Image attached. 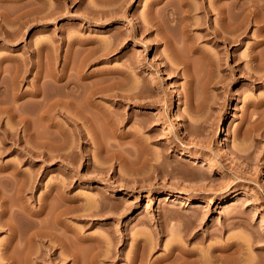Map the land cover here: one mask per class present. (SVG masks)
<instances>
[{"label": "rangeland", "instance_id": "374dc122", "mask_svg": "<svg viewBox=\"0 0 264 264\" xmlns=\"http://www.w3.org/2000/svg\"><path fill=\"white\" fill-rule=\"evenodd\" d=\"M152 1L0 0V135L15 132L23 139L1 143L0 136V146H10L0 150V174L17 169L23 177L18 179L26 181L46 172L39 176L34 197L25 195L33 207L48 185L69 181L71 205L85 207L73 209L66 218V234L85 238L79 247L72 241L79 248L76 264H91L96 257L92 264H264V68L253 66L250 58L255 49L264 52V45L257 44L264 30L247 20L242 41L225 48L205 34L201 9H192L186 20L197 18L200 24L181 28L184 21L178 13L182 21L166 31L167 37L178 38L176 50L149 22L153 14L164 22L167 0ZM238 1L229 4L234 10L229 6L230 14L247 11L246 0ZM189 3L193 7L199 0ZM205 3L213 7L211 24L218 26V1ZM150 7L151 15H146ZM260 15L264 17L262 11ZM140 23L149 28L141 31ZM204 54L220 59L213 70ZM249 71L262 78L250 77ZM73 80L82 110L92 115L85 120L78 112L79 128L96 138L78 140L73 135L75 128L63 115L75 110H51L42 102L50 92L59 93L61 84L73 86ZM32 90L37 92L33 97ZM128 94L133 96H122ZM195 95L201 105L190 106L187 98ZM90 103L96 105L92 110ZM8 105H16L17 115ZM41 109L44 114L53 111L51 119L40 117ZM20 113L26 114L24 120ZM57 132L64 133L62 139L70 138L64 149L56 148L62 140ZM43 136L50 141L53 137L51 143L57 146L48 153L56 157L47 162L33 155L30 159L24 148L38 149L37 138ZM48 205L51 212L55 204ZM19 215L13 239L7 225L0 227V264H8L10 253L15 264H72L70 255L56 260L46 252L47 243L57 255L63 252L59 240L48 236L32 241L35 252L27 257L26 234L36 227Z\"/></svg>", "mask_w": 264, "mask_h": 264}, {"label": "bare ground", "instance_id": "6f19581e", "mask_svg": "<svg viewBox=\"0 0 264 264\" xmlns=\"http://www.w3.org/2000/svg\"><path fill=\"white\" fill-rule=\"evenodd\" d=\"M158 1H160V0H153L152 1V4L154 5L155 3L157 4V2ZM166 1V0H165ZM216 1H218V3H217V8H216V12H217V14H218V17H219V20H220V22H219V24H217L218 26H216V25H212L211 24V22H210V18H211V14H212V12H211V10L213 9V7H212V9L210 8V7H208V6H205V0H199V3H197V5H192L193 7H191V3H189V0H167V2L165 3V15H164V22H163V20L161 19V20H159L158 19V17H156V15L155 14H153L152 15V18H151V20L149 21L150 22V24L151 25H154L155 24V26L156 27H159V29H161V31L159 30V33H160V37L164 40V42H168L167 44H169V46H172L173 44H174V42L176 43H178V38H177V41H176V39H174V38H176V37H167L168 36V33L166 32V31H168L167 29H169L170 27L171 28H173V27H175V24L177 25L178 23H176V20H178L179 21V19L181 18L184 22H183V27H181V25H180V27L181 28H186L187 26H189V25H191V23L193 24H197L198 23V21H199V19H200V21L199 22H201V23H203V25H204V29L206 30L205 32V34H211L212 35V37H213V39L215 40V42L214 43H216V44H222L223 45V47H225V48H227V47H229V46H232V45H234V43L235 44H237V43H240L241 41H242V34L243 33H245V29L247 28V27H245L246 26V23H248V22H246L247 20H250L251 19V21L252 20H254V21H252L253 23L255 22V23H257V24H259L257 27V29H260V31L261 30H264V17H261V15H260V13H261V11H262V13H264V0H246L245 2H247L246 4H245V2L243 3V5L245 4V6H247L246 7V9H247V11L244 13V14H242L241 13V10L242 9H240L241 7H242V5H241V7L239 6V9H240V12L238 11L236 14H230V11H229V9H230V7H231V11L233 10L232 9V7L233 6H231V5H229V4H232L233 3V5H234V3L235 2H238L239 3V1L238 0H216ZM164 2V1H163ZM198 2V1H197ZM228 2H230V3H228ZM190 4V5H189ZM196 4V3H195ZM236 4V3H235ZM242 4V3H241ZM183 5H185V7L188 5V7H187V9L185 8V7H183ZM252 5V7H250ZM149 6H151V4L149 5ZM230 6V7H229ZM236 7H238V6H236ZM244 7V6H243ZM151 8L152 7H150L149 9H148V11H147V14L146 15H148L150 12H151ZM192 9H194V10H197V9H201V12H203V15L201 16V17H203V18H199V19H197V18H194V20H192V22L190 21V20H186V19H188L187 17L191 14V12H192ZM237 9V8H236ZM235 9V10H236ZM245 10V9H244ZM154 11V10H153ZM191 11V12H190ZM234 11V10H233ZM237 11V10H236ZM243 11V10H242ZM155 12V11H154ZM153 12V13H154ZM200 12V13H201ZM244 12V11H243ZM158 13V12H157ZM178 13H179V15H181V17L179 18V16H177L178 15ZM149 15H151V14H149ZM176 15V16H175ZM192 16V15H191ZM262 16H264V15H262ZM149 17V16H148ZM159 17H160V15H159ZM163 18V17H162ZM149 19H150V17H149ZM180 19V21H182ZM191 19V18H190ZM143 20H146L145 18L143 19ZM142 20V21H143ZM147 21V20H146ZM144 22V21H143ZM173 22H175V23H173ZM246 22V23H245ZM148 23V22H147ZM165 23V24H164ZM245 23V24H244ZM140 24H142V23H140ZM181 24V23H180ZM198 24H200V23H198ZM248 24H250V22L248 23ZM247 24V25H248ZM242 25L245 27H243L242 28ZM164 26H169L168 28H164ZM179 26V25H178ZM135 27V26H134ZM149 27L148 26H146V24L144 25V24H142L141 26H140V29H141V31L142 30H147ZM188 28V27H187ZM158 29V28H157ZM170 31H171V29H170ZM169 31V32H170ZM134 32H135V30H134ZM177 32V31H176ZM247 32V31H246ZM167 33V34H166ZM183 33V32H182ZM170 34V33H169ZM177 34V33H176ZM180 35H182V34H180ZM262 35H264V32H262ZM170 36V35H169ZM176 36V35H175ZM186 37H187V35H185ZM190 37V36H189ZM188 38V37H187ZM162 39H160V40H162ZM182 39V38H181ZM189 39V38H188ZM175 40V41H174ZM183 41V40H182ZM170 42V43H169ZM171 44V45H170ZM257 44L258 45H264V38H262L261 40H259L258 42H257ZM177 45V44H176ZM191 45V44H190ZM174 46V45H173ZM192 46V45H191ZM191 46H190V48H191ZM178 47V46H177ZM255 47V46H254ZM167 48V47H166ZM174 48L176 49V47L174 46ZM194 48H197V46L195 47L194 46ZM193 48V49H194ZM192 49V50H193ZM258 49H259V47H258ZM170 50V49H169ZM176 50H178V49H176ZM194 50H196V49H194ZM197 50H198V48H197ZM262 51H264V48H262ZM171 52V51H170ZM185 53H187L186 51H184ZM201 52V51H200ZM260 51H257L256 49L252 52V54H251V56H250V58H251V62L252 63H254V65L253 66H255V67H257V68H259L260 67V69L261 68H264V52H262V54L260 55V53H259ZM174 53V52H173ZM180 53V52H179ZM195 53V52H194ZM171 54V53H170ZM177 54V53H176ZM173 55H175V54H173ZM180 55V54H179ZM167 56H170V55H167ZM182 56H184V55H182ZM188 56V55H187ZM171 58H172V55L170 56ZM179 57V56H178ZM181 57V56H180ZM207 58L208 59V61L209 62H211V63H209V64H212V70H213V64L215 65V66H217L218 64V60H220V59H218V57H211L209 54H204L203 55V58ZM169 59V58H168ZM176 59V58H175ZM180 59V58H179ZM182 59V58H181ZM86 60V59H85ZM171 60V59H170ZM184 60V59H183ZM206 60V59H205ZM172 61V60H171ZM175 61H177V60H175ZM184 62V61H183ZM187 62V61H186ZM187 64V63H186ZM234 67H236L238 70H240V71H242L243 72V69L240 67V64L239 63H236L235 64V66ZM65 69V68H64ZM255 69V68H254ZM185 70H186V68H185ZM185 70H184V72H185ZM80 71V70H79ZM255 71H257V70H255ZM124 72V71H123ZM125 72H127V71H125ZM210 72H211V70H210ZM213 72V71H212ZM77 73H80V72H77ZM188 73V72H187ZM250 77H254V78H262V75H264V74H262V75H258L257 76V74H255L254 73V71L253 72H246ZM259 73V72H258ZM56 74V73H55ZM82 74H84V73H82ZM189 74V73H188ZM211 75H212V73H210ZM71 75V74H70ZM90 75V74H89ZM190 75V74H189ZM69 76V75H68ZM85 76V75H84ZM213 76L217 79L218 78V75L216 76L215 74H213ZM58 77V76H57ZM82 77V76H81ZM88 77V76H87ZM86 77V78H87ZM127 77V76H126ZM187 77H188V75H187ZM209 77V76H208ZM215 78H214V80H215ZM219 78H220V76H219ZM53 79H56V77L55 78H53ZM65 80H66V78H64ZM68 79V78H67ZM77 79V78H76ZM84 79V78H83ZM58 80V79H57ZM212 80V79H211ZM220 80H221V78H220ZM219 80V81H220ZM74 81V80H73ZM70 82V83H72L73 84V86L71 85H69V81L67 82L68 83V85L69 86H67V84L66 85H62V87H64V89L62 88L61 89V85L59 86L60 87V92L59 93H57V92H55V91H53V93L52 92H50L51 94H47V95H45V97L42 95V93L43 92H41V95L43 96V100H42V102H44L43 104L45 105V106H48V108H50L51 107V110H52V108H56L57 110L56 111H60V109H59V107L60 108H66V107H69V108H72L73 110H75L74 112H70V113H72V114H66V113H69V112H64L63 114V116H65V118L67 119V121H69L73 126H74V128H75V130H73L74 132H73V135L76 137L77 136V139L78 138H80V139H85V138H87L88 140H90V139H93L92 138V136H95V134L93 135V134H90L89 133V131H88V134L87 133H85V131H83V129H81V127L79 128V123H78V120H76L77 119V117L78 116H76L77 115V113L79 112L80 113V115L82 116V118H84L85 120H89V116H92V115H89L88 116V114L87 113H89V112H87L88 110H82V108H81V106L83 105H81V104H79V101L77 100V94L75 93V92H77L76 90H75V86H74V84H76V82L74 81V82ZM79 81V80H78ZM216 81H218V80H216ZM57 82V81H56ZM66 82V81H65ZM64 83V82H63ZM42 84V83H41ZM41 84H40V87H41ZM79 84V83H78ZM55 85V84H54ZM79 85H81V84H79ZM96 85V84H95ZM94 85V86H95ZM37 86V85H36ZM58 86V85H57ZM56 86V87H57ZM78 86V85H77ZM55 87V86H54ZM53 87V88H54ZM96 87V86H95ZM36 88V87H35ZM52 89V88H51ZM78 89V88H77ZM93 89H95V88H93ZM98 89H99V87H98ZM35 90V89H34ZM34 90H32L31 92V95L36 91H34ZM57 90V89H56ZM91 90V89H90ZM100 90V89H99ZM99 90H98V92H96V93H99ZM34 91V92H33ZM37 91H40V89H38ZM94 91V90H93ZM96 91V90H95ZM100 91H103L102 89L100 90ZM190 91V90H189ZM39 93V92H38ZM92 93V92H91ZM94 93V92H93ZM188 93V92H187ZM190 93H191V91H190ZM201 93V92H200ZM34 94H37V92H35ZM40 94V93H39ZM88 94H90V93H88ZM91 95H93V94H91ZM189 95V94H188ZM37 96H40V95H37ZM88 96V95H87ZM123 97H127V98H129V97H131V96H133V95H122ZM197 95H195V99H194V97L192 96V99H191V96L190 97H188L187 98V102H189L190 103V106H192V105H201L200 104V99L201 98H199L198 99V97H196ZM32 97H33V95H32ZM202 97V96H201ZM80 99V98H79ZM37 101V100H36ZM39 101H41V100H39ZM192 101H198V102H192ZM38 102V101H37ZM205 102V101H204ZM82 103V102H81ZM97 103V102H96ZM95 103V104H96ZM195 103V104H194ZM201 103H202V101H201ZM39 104V103H38ZM43 104H42V106H43ZM90 104H92V105H88L89 107H90V109H91V107L93 106V107H95L96 105H94L93 103H90ZM98 104V103H97ZM40 105V104H39ZM61 105H63L64 107H62ZM85 105V104H84ZM9 106V105H8ZM12 106V105H11ZM9 106V108H11V113L13 114V116H14V114L16 113V115H17V111L15 110L16 109V105L14 106ZM50 106V107H49ZM87 106V107H88ZM1 107V106H0ZM20 107V106H19ZM18 107V108H19ZM44 107V106H43ZM86 107V105H85V107L84 108H87ZM98 107V106H97ZM100 107V106H99ZM196 106H194V108H195ZM5 108V107H4ZM41 108V107H40ZM46 108V110H48L47 109V107H45ZM193 108V107H192ZM198 108V107H197ZM2 109V108H1ZM0 109V112L2 113V111L3 110H1ZM6 110H7V108H5ZM22 108H20L19 110H21ZM67 109V108H66ZM66 109H64V110H66ZM88 109V108H87ZM16 112H15V111ZM25 110V109H24ZM33 110H34V108H33ZM45 110V109H44ZM43 110V112H42V109L40 110L41 111V114H42V116H40V114H38L40 117H43V115H45L44 116V118L46 117V116H50V119H51V115H48L50 112H53V111H50L49 110V112H48V114L46 113V114H44L45 112H46V110L44 111ZM92 110V109H91ZM100 110V109H99ZM68 111V110H67ZM72 111V110H71ZM104 111V110H103ZM4 112V111H3ZM30 112H31V110H30ZM87 112V113H86ZM8 113H9V111H8ZM10 113V114H11ZM26 113H29V112H26ZM55 113V112H54ZM53 113V114H54ZM57 113H59V112H57ZM100 113V112H99ZM102 113V112H101ZM21 114V113H20ZM33 115H34V113H32ZM31 113H30V115H32ZM51 114V113H50ZM52 114V115H53ZM105 114V113H104ZM103 114V115H104ZM3 115V114H2ZM7 115V114H6ZM22 115V114H21ZM20 115V116H21ZM23 115H26V114H23ZM22 115V116H23ZM36 115V114H35ZM79 115V114H78ZM102 115V114H101ZM110 115V114H109ZM13 116H11L10 118L11 119H13L14 117ZM19 116V117H20ZM21 116V117H22ZM54 116H55V114H54ZM53 116V117H54ZM74 116H76V118H74ZM81 116H80V118H81ZM18 117V116H17ZM104 117H107L106 115H104ZM27 118V117H26ZM43 118V119H44ZM47 118V117H46ZM45 118V120H47ZM49 118V117H48ZM80 118H78V119H80ZM93 118V117H92ZM108 118V117H107ZM14 119H16V118H14ZM25 119V117L23 116L22 117V120H24ZM106 119V118H105ZM31 120V119H30ZM81 120V119H80ZM79 120V121H80ZM92 120V119H91ZM12 121V120H11ZM19 121V120H18ZM25 121H28L27 119L25 120ZM48 121H49V119H48ZM53 120H51V122H52ZM109 121V120H108ZM110 121H112V120H110ZM17 122V121H16ZM22 122V121H21ZM46 122V121H45ZM86 122V121H85ZM15 123V122H14ZM19 123V122H18ZM26 124H27V122H25ZM84 123V122H83ZM91 123V122H90ZM114 123V122H113ZM113 123H112V125H113ZM26 124H24V127H25V125ZM46 124V123H45ZM50 125H53V126H55L56 124H51V123H49ZM60 124V123H59ZM84 125V124H83ZM111 125V126H112ZM13 126V125H12ZM52 126V127H53ZM57 126V125H56ZM2 127V126H1ZM23 127V128H24ZM28 127V126H27ZM47 127H49L48 125H47ZM62 127V126H61ZM88 127V126H87ZM4 128H5V126H4ZM3 128V129H4ZM8 128V127H7ZM10 128V127H9ZM31 128V127H30ZM56 128V127H55ZM111 128V127H110ZM12 129V128H11ZM57 129V128H56ZM55 129V130H56ZM7 130V129H6ZM27 130H28V128H27ZM32 130V129H31ZM54 130V129H53ZM57 130H59V127H58V129ZM61 130H63V129H60V131ZM94 130V129H93ZM22 131V130H21ZM25 131V130H24ZM3 132V131H2ZM23 132V131H22ZM29 132H30V130H29ZM64 132V131H63ZM62 132V133H63ZM15 133V132H14ZM14 133H8L7 131H4L3 132V134H1V135H3V137H2V139H1V143L2 142H4V140H6V139H14V142H15V144L16 143H18V142H20L21 141V138H22V136L20 137V136H18V137H16L15 135L16 134H14ZM19 133V132H18ZM24 133V132H23ZM31 133V132H30ZM58 133V132H57ZM65 134H66V132H64ZM64 133L63 134H61V133H58V134H60L59 136H61V138L58 136V138H60V139H62V136H64ZM92 133H95V130H94V132H92ZM22 134V133H21ZM49 134V132L47 133V135ZM50 134H52V133H50ZM69 134V133H68ZM98 134V133H97ZM0 135V136H1ZM14 135V136H13ZM25 135V134H24ZM27 135V134H26ZM33 135H34V133H33ZM71 135H72V133H71ZM89 135V136H88ZM29 136V135H28ZM27 136V137H28ZM50 136V135H49ZM48 136V137H49ZM66 136V135H65ZM73 136V137H74ZM25 137V136H24ZM36 137V136H35ZM39 137V136H38ZM41 137V136H40ZM48 137H44L43 136V138L42 139H39V138H37V144H35V145H38V149H35L34 147H32V148H34V151L32 150V148L30 149V147H28L27 145V147H25L24 149H26V151L25 152H27L28 154H30V156L31 157H29L30 159H32V157L34 156V158L35 157H40L41 158V160L42 161H44V162H47V161H51L52 159H53V156H55V155H53L52 154V152H50V153H48L49 151H50V149L52 148V149H54L57 145V147L56 148H60L62 145H66V143L65 142H67L68 140H70V138L68 139V140H66L65 139V137H63V139L60 141L61 143H60V145H59V143L55 146V147H53L54 145L51 143V141H53L52 140V138H51V141H50V139L48 138ZM67 137V136H66ZM73 137H71V139H73ZM95 138H96V136H95ZM9 139V140H10ZM25 140V139H24ZM59 140V139H58ZM74 140V139H73ZM75 140H76V138H75ZM79 140V139H78ZM86 140V139H85ZM13 141V140H12ZM11 141V144L12 145H14V142H12ZM22 141H23V139H22ZM22 141H21V143H22ZM34 141V140H33ZM94 141H95V139H94ZM5 142H7V140L5 141ZM4 142V143H5ZM29 142V141H28ZM31 142V141H30ZM3 143V144H4ZM25 143V142H24ZM33 143V142H32ZM99 143V142H98ZM97 143V144H98ZM30 143H28V145H29ZM67 144H68V142H67ZM11 145V146H12ZM23 145V144H22ZM70 145V144H69ZM72 145V144H71ZM100 145V144H99ZM98 145V146H99ZM74 146V145H73ZM4 147L7 149V148H9L10 146L8 145V147H7V145L5 144V145H1L0 146V150H2V153H3V150H4ZM21 147V146H20ZM23 147V146H22ZM70 147H72V146H70ZM97 147V146H96ZM55 148V149H56ZM62 148V147H61ZM65 148V146L62 148V149H64ZM69 148V147H68ZM5 149V150H6ZM10 149V148H9ZM8 149V150H9ZM15 149V148H14ZM23 149V148H22ZM51 149V150H52ZM67 149V148H66ZM13 150V149H12ZM11 150V151H12ZM35 150H37V151H35ZM58 150V149H57ZM60 151V150H59ZM63 151V150H62ZM61 151V152H62ZM70 151V150H69ZM84 153L85 152H87V149H84L83 148V150H82ZM1 152V151H0ZM54 152V151H53ZM57 152V151H56ZM71 152V151H70ZM65 153V152H64ZM73 153H74V151H73ZM25 154V153H24ZM27 154V155H28ZM77 154V153H76ZM22 155V154H21ZM26 155V154H25ZM33 155V156H32ZM66 155V154H65ZM71 155V154H70ZM68 156V155H67ZM67 156L65 157V158H67ZM72 156V155H71ZM74 156V155H73ZM56 157V156H55ZM54 157V158H55ZM28 157H27V159H29ZM58 158V157H57ZM64 158V157H63ZM69 158V157H68ZM71 158V157H70ZM73 158V157H72ZM24 159V158H23ZM64 160V159H63ZM69 161V160H68ZM31 162V161H30ZM68 164L69 163H71V161L70 162H67ZM15 166V165H14ZM64 167H67V164H66V162L64 163ZM208 167H212V164L210 163V164H208ZM0 168H1V166H0ZM12 169V168H11ZM37 170V169H36ZM0 172H1V170H0ZM11 172V171H10ZM13 173L12 174H4V175H2V174H0V227L1 226H5V225H7V227H9V229H10V237L13 239L14 237H16L15 235L17 234L16 233V224H18V223H14V221H15V219L14 218H16L15 216L18 214H20L21 216H23V218H24V221H25V219H30V220H32V222H34V226L36 227V228H34L33 230H31L30 232H28L27 234H26V240L28 241V244L26 245L25 243H24V245H26V247L24 248V249H26L25 251V253H26V256L27 257H31L32 256V254H34V250L32 249L33 247L32 246H30L29 244H31V242L33 241H42L43 242V240H42V238H43V236H48V238L49 239H51V238H54V240L56 239L57 241H58V243H59V245L58 246H60V249L62 248V250L60 251V252H62V253H60L63 257H61V256H59V255H57L56 254V249H52L53 247H54V245H51L52 243H51V241H50V243L51 244H49V243H47L46 244V247H47V251L46 252H49L50 254H55L54 255V259H58V260H66V256L67 255H70L71 256V259H72V264H76V262H77V260H78V249L76 250V245H74V244H77L78 246L77 247H79V244H82V242L85 240V238H84V236L82 235V234H76L75 236H74V238L72 237V238H70L67 234H66V231H67V229L69 228L68 227V224H67V222H66V218L68 217V214L73 210V209H76V210H78V209H84L85 207H84V205H83V203H78V204H74V205H71V197L68 195V191H69V181L68 180H65V179H61L60 180V182H58V184H50V185H48L47 186V190H46V192H45V194H43L44 196H43V198H41L39 201V204H38V206H35V207H33V206H30V204H28L27 203V198H26V194L28 193V194H30V196H29V198H33L34 197V195H35V191L37 190V186H38V179L40 178L39 176L41 175V177L43 176V175H46V174H44V173H46V172H44L43 174L42 173H40V172H38L37 174H35L34 173V176L31 178V176L28 178V180H26L25 181V179H27V177L25 178V179H23V180H19L18 179V177H19V174H21V173H19V171L17 170V169H15L14 171H12ZM34 172H35V170H34ZM43 172V171H42ZM50 172V171H49ZM3 173V172H2ZM26 174H28V173H26ZM9 175V176H8ZM22 175V174H21ZM25 175V174H24ZM26 176V175H25ZM24 176V177H25ZM19 178H23V177H19ZM43 178V177H42ZM41 178V179H42ZM60 179V178H59ZM41 181V180H40ZM11 188H12V192H10L11 191ZM8 192H10V193H8ZM54 198V199H53ZM51 199H53V200H55L56 199V202L58 203H56L55 201V203L53 202V201H51V202H53V203H51V202H49ZM48 204H50L51 205V207L54 205V211H52V209H51V212H50V206L48 205ZM52 213H54V214H52ZM53 216H52V215ZM19 215V216H20ZM26 216V217H25ZM49 216H52V217H50V218H52V220L50 221V218H49ZM19 218H21V217H19ZM27 219V220H28ZM16 221H18V219L16 218ZM15 221V222H16ZM22 221V220H21ZM20 221V222H21ZM22 223V222H21ZM20 223V224H21ZM26 223V222H25ZM23 224H24V222H23ZM19 225V224H18ZM26 225V224H25ZM20 227V226H19ZM30 227V226H29ZM17 228H18V226H17ZM25 231V230H24ZM17 232H19V231H17ZM26 232H27V229H26ZM21 235V234H20ZM23 237H24V234H23ZM47 238V237H46ZM17 239V238H16ZM20 239V238H19ZM71 239H73V240H71ZM25 240V241H26ZM53 240V241H54ZM37 241V242H38ZM48 241V240H47ZM72 241H74L75 243L73 244V242ZM41 242V243H42ZM27 243V242H26ZM57 243V244H58ZM84 243V242H83ZM33 244V243H32ZM56 244V245H57ZM19 245V244H18ZM23 245V246H24ZM74 245V246H73ZM19 247V246H18ZM31 247V248H30ZM51 250H52V252H51ZM22 251H24V250H22ZM67 253V254H66ZM97 254V253H96ZM25 255V254H24ZM31 255V256H30ZM39 255V254H38ZM93 255H95V254H93ZM106 255V254H105ZM12 256H14V255H11V253L7 256V254H6V260L8 261V264H15L14 262H13V258H12ZM37 256V255H36ZM39 256H41V254L39 255ZM81 256V255H80ZM97 256H99V254H97ZM4 257V256H3ZM16 257V256H15ZM43 257V256H42ZM199 257V256H198ZM0 258H1V256H0ZM40 258V257H39ZM92 258V257H91ZM94 258H95V256H94ZM97 258V257H96ZM96 258L94 259V260H90L92 263L93 262H95L96 261ZM133 258H135V257H133ZM2 259V258H1ZM24 259V258H23ZM26 259H29V258H26ZM81 259V258H80ZM31 260H32V258H31ZM134 260V259H133ZM22 261V260H21ZM81 261V260H80ZM89 261V262H90ZM16 262V261H15ZM24 262V261H23ZM28 262V261H27ZM184 262V261H183ZM183 262H181V263H183ZM208 262V261H207ZM91 263V264H92ZM96 263V262H95ZM142 263V262H141ZM140 263V264H141ZM29 264V263H28ZM78 264V263H77ZM149 264H153V263H149ZM203 264H204V262H203Z\"/></svg>", "mask_w": 264, "mask_h": 264}]
</instances>
